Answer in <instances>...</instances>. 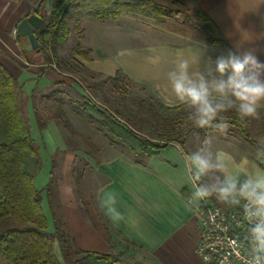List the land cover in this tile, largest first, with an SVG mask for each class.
<instances>
[{
	"label": "crops",
	"instance_id": "obj_1",
	"mask_svg": "<svg viewBox=\"0 0 264 264\" xmlns=\"http://www.w3.org/2000/svg\"><path fill=\"white\" fill-rule=\"evenodd\" d=\"M193 1L216 25L232 51L240 43V51L254 49L264 61V0ZM38 2L0 0V64L19 81L27 96L33 91L45 94L53 83H60L61 90L71 88L78 75L88 76L92 85V78L104 80L120 72L160 105L175 108L178 106L163 102L156 85L165 83L177 54L187 57L200 51L199 68L203 71L209 62L214 67L216 58L229 51L208 45L197 35L147 27L137 17L122 16L118 20L81 22V39L77 42L71 35L67 42L74 47L78 43L88 52V59L74 52L68 56L76 73L63 66L64 47L60 49L59 66L27 65L20 46L26 45L25 39L18 40L13 32ZM258 112L264 113V107ZM38 131L46 157L61 158L59 217L79 250L124 253L133 264H208L197 254L198 210L203 201L198 205L188 203L192 188L184 167L186 153L179 146L170 144L142 165L107 143L102 152L83 154L96 185L92 204L86 200L79 203L71 178L78 152L63 148L66 139L56 123L50 122ZM55 132L58 137L53 136ZM257 150L244 139L232 137V151H222L237 163L247 158L252 167L264 170V158H258Z\"/></svg>",
	"mask_w": 264,
	"mask_h": 264
},
{
	"label": "trees",
	"instance_id": "obj_2",
	"mask_svg": "<svg viewBox=\"0 0 264 264\" xmlns=\"http://www.w3.org/2000/svg\"><path fill=\"white\" fill-rule=\"evenodd\" d=\"M45 1L39 0L37 7L30 9L25 16L27 18L34 14L45 21L44 26L34 32L38 49L27 53L24 50L26 45L21 43L20 46L27 65L39 64L46 68L59 66L60 49L65 48L71 35L74 34L77 42L81 39V22L85 19L104 21L132 16L155 20L167 18L172 12L157 0H57L50 14L45 16ZM188 1L195 9V20L187 19L185 27L208 45L231 50L216 25L193 0ZM74 53L88 59V52L82 51L78 43ZM63 66L76 73L73 64L65 63ZM123 82L129 81L120 72L103 81L104 84L116 86ZM77 83L73 81L71 88H66L79 93L81 87H77ZM52 86L45 94L39 95L33 91L27 96L19 81L0 64V261L6 264H120L119 255L84 252L76 247L53 205V188L56 187L53 163L49 182L42 191L47 198L54 228L53 232H48V221L41 205V191L36 190L34 185L42 165L38 147L30 137L27 124L29 108L40 130L54 122L70 136H75L74 121L83 122L103 138L109 147L131 155L139 165L156 157L170 144L179 146L186 153V137L198 131L207 134L213 129L196 128L187 119L186 113L179 114L186 109L184 106L166 108L154 101L156 111L152 105L145 110L140 104L136 112L145 113L147 118L139 121L140 126L149 121L156 129L159 122L165 126L164 134L149 137L143 134L137 123L95 102L90 87L72 99L66 91L62 93L60 83H53ZM113 89L120 91L116 87ZM222 115L229 126L240 127L237 124L240 118L234 110ZM239 130L243 139L255 147L248 134ZM88 166L84 158L74 164L71 178L75 187L81 186ZM209 205L203 201L199 209L205 210ZM223 205L227 209L232 208ZM246 230L239 233V239L248 246ZM56 248L60 259L56 255ZM73 256L76 259L71 263Z\"/></svg>",
	"mask_w": 264,
	"mask_h": 264
},
{
	"label": "clouds",
	"instance_id": "obj_3",
	"mask_svg": "<svg viewBox=\"0 0 264 264\" xmlns=\"http://www.w3.org/2000/svg\"><path fill=\"white\" fill-rule=\"evenodd\" d=\"M234 47L235 51L217 57L214 67L209 62L203 71L200 51L187 57L178 53L165 83L156 85L163 102L169 107L184 106L196 128L221 133L229 127L224 113L234 110L241 120L258 118V109L264 107V61L254 49L240 51V43ZM257 156L264 158V146ZM184 167L192 188L188 203L198 205L215 197L242 208L249 255L241 259L243 264H264V170L252 167L247 158L237 163L230 154L214 150L211 137L184 156Z\"/></svg>",
	"mask_w": 264,
	"mask_h": 264
},
{
	"label": "rangeland",
	"instance_id": "obj_4",
	"mask_svg": "<svg viewBox=\"0 0 264 264\" xmlns=\"http://www.w3.org/2000/svg\"><path fill=\"white\" fill-rule=\"evenodd\" d=\"M158 3L169 7L172 12L169 14L167 18H158L155 20L150 19H143L138 18L144 26L151 27L157 26L162 28H169L174 31H179L182 33H185L190 36H194L195 34L189 30L187 27H185V24L187 22V19L189 20H195V9L190 4L188 0H157ZM72 37H75L74 34ZM74 39V38H73ZM74 45L67 43L64 52L62 53L63 60L65 63H69L68 56L72 52H74ZM89 77L85 75H78L77 80L74 82L77 83V87L80 85L81 91L79 90L78 95L80 96V93H84L85 89L90 87L92 90V94L95 95L94 100L95 102L101 104L106 109L110 110L111 112H118L124 117L129 118L134 123H137V127L140 128L143 132V134L149 136V137H155L157 135L164 134L165 126H163L162 122L158 123L157 129L153 127V123L149 121V123H144L140 126L139 121L146 120L144 114L145 113H136L138 111V105L142 104L144 109L147 110L148 106L154 107L155 104L154 100L146 94L141 88L136 87L132 83L129 82H123L119 85H111L109 83L104 84L103 79L101 78H92V85L90 84L88 79ZM42 85L45 84V80L42 81ZM76 85V84H75ZM114 87L119 88L120 91L117 89H113ZM60 89V88H59ZM62 93H65L70 98L74 99L75 97H79L77 93L73 92L72 89L68 88H62ZM73 92V94H72ZM86 95V92H85ZM29 107V106H28ZM187 114V110L184 109L179 114ZM27 124L29 127L30 137L34 141L35 145L38 147V152L41 159V171L37 175L35 179V188L38 191H41V199H42V210L43 213L48 221V232H53V223H52V216L51 211L48 206L47 198L45 195V192H42L46 184L49 182L50 173L52 172V165L54 164V172H53V180L56 181V187L53 188V205L55 208V212L57 215H59L58 210V203H59V197L57 192V186L58 181L61 176L60 171V161L61 158L59 156L56 157H46L43 149V144L40 140L39 131L37 122L33 116V113L31 112V109L29 108L28 114L26 115ZM74 121V120H73ZM75 124V136H70L67 132L61 129L65 136V144L64 149H71L76 150L79 154L78 159L76 162H78L80 159L83 158V154L85 153H92L94 154V151L98 150L99 152H102L103 149L106 147L104 143H106L103 138H101L99 135L95 134L90 127H88L86 124L80 121H74ZM237 124L240 125V129L248 134L249 138L255 143V148L259 149L260 147L264 146V113H259L258 118L256 119H245V120H239L237 121ZM169 127V126H168ZM239 128L229 126L227 131L225 133H221L219 130L213 129V131L203 134L201 132H195L185 139V150L186 154H190L191 152L198 149L203 140L206 137H211L213 142V149L214 150H225V151H232V137L234 138H240L243 139V137L240 134ZM53 136L58 137L59 135L57 132L54 133ZM257 146V147H256ZM75 162V163H76ZM53 163V164H52ZM74 163V164H75ZM73 183V182H72ZM74 195L76 196V200L79 203H82L84 200L90 202L92 204L93 201V192H94V186L96 185L94 176L92 173V167L88 166L86 169L85 177L82 181V184L80 187H75L74 184ZM210 205L215 206L217 202H221L217 200L215 197H209L206 200ZM60 216V215H59ZM67 225L65 224V227ZM66 231L68 232V229L66 227ZM114 255H119L120 264H133L128 261V258L125 257L124 253H113ZM56 255L60 259L59 250L56 248ZM76 259V257L71 258V263L73 260Z\"/></svg>",
	"mask_w": 264,
	"mask_h": 264
},
{
	"label": "built area",
	"instance_id": "obj_5",
	"mask_svg": "<svg viewBox=\"0 0 264 264\" xmlns=\"http://www.w3.org/2000/svg\"><path fill=\"white\" fill-rule=\"evenodd\" d=\"M13 33L15 35L16 31ZM198 222L197 254L206 263L243 264L241 257L249 255V245L245 246L239 239V233L248 227L242 208L227 209L222 202H217L215 206L198 210Z\"/></svg>",
	"mask_w": 264,
	"mask_h": 264
},
{
	"label": "water",
	"instance_id": "obj_6",
	"mask_svg": "<svg viewBox=\"0 0 264 264\" xmlns=\"http://www.w3.org/2000/svg\"><path fill=\"white\" fill-rule=\"evenodd\" d=\"M57 0H46L43 5L44 15L48 16L52 10L53 5ZM45 21L38 16L32 14L29 17L22 19L16 27V35L25 39V52L36 51L38 43L36 41L34 32L40 27L44 26Z\"/></svg>",
	"mask_w": 264,
	"mask_h": 264
}]
</instances>
